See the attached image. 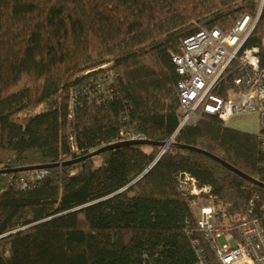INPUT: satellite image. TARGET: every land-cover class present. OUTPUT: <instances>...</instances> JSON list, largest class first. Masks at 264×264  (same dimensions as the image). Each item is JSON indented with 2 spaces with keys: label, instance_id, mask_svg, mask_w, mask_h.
<instances>
[{
  "label": "trees",
  "instance_id": "trees-1",
  "mask_svg": "<svg viewBox=\"0 0 264 264\" xmlns=\"http://www.w3.org/2000/svg\"><path fill=\"white\" fill-rule=\"evenodd\" d=\"M260 1L0 0V170L57 164L40 178L0 174V264H197L193 238L204 264H216L180 176L209 186L227 215L253 193L263 203L264 189L176 146L158 159V145H125L62 163L117 143L123 128L166 142L179 123L172 58L182 41L255 18ZM251 47L264 61V0L244 43ZM99 80L108 96L95 102ZM172 143L264 183L256 134L216 116L181 127Z\"/></svg>",
  "mask_w": 264,
  "mask_h": 264
},
{
  "label": "built area",
  "instance_id": "built-area-1",
  "mask_svg": "<svg viewBox=\"0 0 264 264\" xmlns=\"http://www.w3.org/2000/svg\"><path fill=\"white\" fill-rule=\"evenodd\" d=\"M255 18L241 15L226 32L219 28L202 29L184 39L179 52L173 56L181 80L177 84L178 129L195 123L203 116H216L225 126L236 116L255 114L259 150L264 153V61H261L257 47L244 48V43L254 28ZM233 74L229 78V75ZM106 78H114L112 71ZM95 102L108 96L103 80L98 81ZM176 130V131H177ZM175 134V133H174ZM174 134L166 141L169 145ZM71 139V138H70ZM143 134L123 128L115 142L144 140ZM73 141V140H72ZM71 149L76 151L72 142ZM264 170V161L261 163ZM43 172H36L40 178ZM24 187L31 182L19 178ZM179 188L194 197L203 196L206 205L195 215L197 228L213 253L216 264H264V202L253 193L235 220L224 228H217L215 220L216 197L209 186H198L194 177L183 173ZM222 215H227L220 212ZM225 241L221 244L220 239ZM197 257V264H204L206 253L198 238L191 240Z\"/></svg>",
  "mask_w": 264,
  "mask_h": 264
},
{
  "label": "water",
  "instance_id": "water-1",
  "mask_svg": "<svg viewBox=\"0 0 264 264\" xmlns=\"http://www.w3.org/2000/svg\"><path fill=\"white\" fill-rule=\"evenodd\" d=\"M259 13H260V11H259ZM257 19H258V17H257ZM257 19L255 21V24L257 22ZM255 24H254V26H255ZM177 131L175 132V134L177 133ZM175 134H174V136H175ZM125 145H158V146L161 147V151H160V153H159V155L157 156L156 159L159 158V156L163 153L165 148L168 147V146H176V147H179V148L195 151V152L201 153V154L211 158L212 160L220 163L223 167L227 168L228 170L232 171L233 173L237 174L238 176L242 177L243 179H246L250 183H252V184L264 189V183H262V182H260V181H258L256 179L248 176L247 174H245L242 171L236 169L234 166H232L229 163H227L226 161L214 156L213 154H210V153H208V152H206V151H204L202 149L196 148V147H191V146L181 145V144H175V143H172V142L169 143V145H166V142H160L159 143V142H152V141L144 139V140H129V141H122V142L112 143V144L100 147V148H98L96 150H93L92 152H89L88 154H86L84 156H80V157H78L76 159H73V160H70V161H67V162H63L62 165H69V164H72V163H78V162H81V161H83V160H85L87 158L95 157V156H97L98 154H100V153H102L104 151L112 150L114 148L125 146ZM155 161L149 166V168L154 165ZM53 165H57V164H53ZM53 165H37V166H25V167H20V168H15V169H2V170H0V174H7V173H11V172L14 173V172L41 170V169H46V168H48L50 166H53ZM147 170H145L137 179H139L141 176H143L147 172ZM136 180H134V181H136Z\"/></svg>",
  "mask_w": 264,
  "mask_h": 264
},
{
  "label": "rangeland",
  "instance_id": "rangeland-1",
  "mask_svg": "<svg viewBox=\"0 0 264 264\" xmlns=\"http://www.w3.org/2000/svg\"><path fill=\"white\" fill-rule=\"evenodd\" d=\"M228 127L232 128V129H235V130L242 131V132L255 134L257 132V129H258L257 128V117L253 113L247 114V115H240V116L233 117L229 121ZM72 140L73 139L71 138L70 139L71 144L73 142ZM94 150H96V149H94ZM37 171L38 170H36V172ZM36 172L33 173L32 176L35 177ZM206 204H207V201L205 200V197H203V196L195 197V199L192 201V207H193L194 215H196L198 213L199 208L201 206L206 205ZM220 211H221V206L217 203V205L215 207L216 215H215L214 222H215L217 228H219V229L224 228L225 226H227L230 223H232L235 220V216L237 214V213H234V214H231V215H222V214H220ZM220 242H221V244H223L225 241L223 240V238H221Z\"/></svg>",
  "mask_w": 264,
  "mask_h": 264
}]
</instances>
